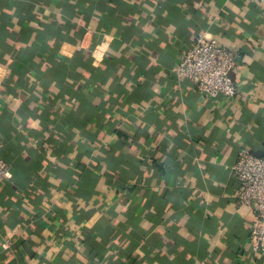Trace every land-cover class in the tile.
Returning <instances> with one entry per match:
<instances>
[{"label": "crops", "instance_id": "obj_1", "mask_svg": "<svg viewBox=\"0 0 264 264\" xmlns=\"http://www.w3.org/2000/svg\"><path fill=\"white\" fill-rule=\"evenodd\" d=\"M263 6L0 0V264H264L232 173L264 154ZM203 30L233 98L173 72Z\"/></svg>", "mask_w": 264, "mask_h": 264}, {"label": "built area", "instance_id": "obj_2", "mask_svg": "<svg viewBox=\"0 0 264 264\" xmlns=\"http://www.w3.org/2000/svg\"><path fill=\"white\" fill-rule=\"evenodd\" d=\"M240 62L239 51L218 40L210 30H203L176 62L173 72L178 80L193 82L210 98L221 94L233 98L238 93V85L232 73L239 69ZM12 168V164L0 156V187L12 175ZM232 173L239 183L238 206H250L253 210L249 240L254 251L259 252L264 250V154L242 149Z\"/></svg>", "mask_w": 264, "mask_h": 264}, {"label": "trees", "instance_id": "obj_3", "mask_svg": "<svg viewBox=\"0 0 264 264\" xmlns=\"http://www.w3.org/2000/svg\"><path fill=\"white\" fill-rule=\"evenodd\" d=\"M50 59L53 61L58 57V51L56 49L51 50L50 52ZM73 63H68L69 66H71ZM60 75V69L57 70V76ZM60 77V76H58Z\"/></svg>", "mask_w": 264, "mask_h": 264}]
</instances>
